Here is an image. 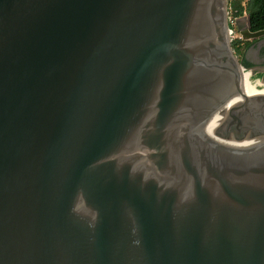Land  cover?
Instances as JSON below:
<instances>
[{"label":"water","instance_id":"water-1","mask_svg":"<svg viewBox=\"0 0 264 264\" xmlns=\"http://www.w3.org/2000/svg\"><path fill=\"white\" fill-rule=\"evenodd\" d=\"M227 13L0 0V264H264V79Z\"/></svg>","mask_w":264,"mask_h":264},{"label":"trees","instance_id":"trees-1","mask_svg":"<svg viewBox=\"0 0 264 264\" xmlns=\"http://www.w3.org/2000/svg\"><path fill=\"white\" fill-rule=\"evenodd\" d=\"M231 13L234 17L240 18L244 12L247 14L248 27L250 31L264 30V0H249L246 3L232 2L230 4ZM235 53L239 58L240 62L245 69L250 68L252 63L246 58V50L252 44V39L247 40H234L232 42ZM264 50H261V55ZM264 65V62L262 63ZM252 77H258L264 79V71L254 72Z\"/></svg>","mask_w":264,"mask_h":264},{"label":"flooded vegetation","instance_id":"flooded-vegetation-1","mask_svg":"<svg viewBox=\"0 0 264 264\" xmlns=\"http://www.w3.org/2000/svg\"><path fill=\"white\" fill-rule=\"evenodd\" d=\"M261 50H264V35L253 38L252 44L246 50V58L252 63L250 66L251 69H255L256 72H260L257 70L262 69L264 71V52L261 55Z\"/></svg>","mask_w":264,"mask_h":264},{"label":"built area","instance_id":"built-area-1","mask_svg":"<svg viewBox=\"0 0 264 264\" xmlns=\"http://www.w3.org/2000/svg\"><path fill=\"white\" fill-rule=\"evenodd\" d=\"M249 0H226L227 2V23H228V35L230 40L233 42L234 40H242V35L240 34L239 30L237 29V21L241 18L247 17V14L244 12L243 16L240 18H236L231 13V7L230 4L232 2H240V3H246ZM244 40V39H243Z\"/></svg>","mask_w":264,"mask_h":264},{"label":"bare ground","instance_id":"bare-ground-1","mask_svg":"<svg viewBox=\"0 0 264 264\" xmlns=\"http://www.w3.org/2000/svg\"><path fill=\"white\" fill-rule=\"evenodd\" d=\"M239 63L236 57H233V73L235 72L236 68L238 67ZM239 103V94L236 95V97L231 100V99H226L223 106L230 108L232 105Z\"/></svg>","mask_w":264,"mask_h":264},{"label":"crops","instance_id":"crops-1","mask_svg":"<svg viewBox=\"0 0 264 264\" xmlns=\"http://www.w3.org/2000/svg\"><path fill=\"white\" fill-rule=\"evenodd\" d=\"M238 22H239V24H243V23H244V22L242 23V22H241V21H239V20H238Z\"/></svg>","mask_w":264,"mask_h":264},{"label":"rangeland","instance_id":"rangeland-1","mask_svg":"<svg viewBox=\"0 0 264 264\" xmlns=\"http://www.w3.org/2000/svg\"><path fill=\"white\" fill-rule=\"evenodd\" d=\"M236 57V56H235ZM238 57V56H237ZM239 58H237V60H238Z\"/></svg>","mask_w":264,"mask_h":264}]
</instances>
